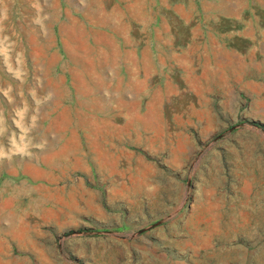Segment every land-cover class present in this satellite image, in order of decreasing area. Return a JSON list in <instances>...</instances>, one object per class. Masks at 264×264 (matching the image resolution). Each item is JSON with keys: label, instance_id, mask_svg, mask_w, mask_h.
Segmentation results:
<instances>
[{"label": "rangeland", "instance_id": "rangeland-1", "mask_svg": "<svg viewBox=\"0 0 264 264\" xmlns=\"http://www.w3.org/2000/svg\"><path fill=\"white\" fill-rule=\"evenodd\" d=\"M0 264H264V0H0Z\"/></svg>", "mask_w": 264, "mask_h": 264}]
</instances>
